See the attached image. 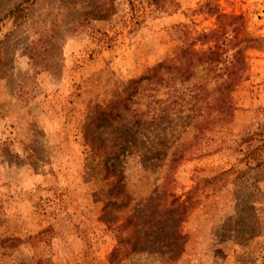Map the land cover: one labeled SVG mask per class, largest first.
Masks as SVG:
<instances>
[{"label": "rangeland", "instance_id": "374dc122", "mask_svg": "<svg viewBox=\"0 0 264 264\" xmlns=\"http://www.w3.org/2000/svg\"><path fill=\"white\" fill-rule=\"evenodd\" d=\"M104 3L0 0V264H108L118 234L139 242L119 264H264V168L241 143L264 128V0H114L98 17ZM211 31L227 58L244 47L230 116L220 72L195 62L94 127L145 69L212 48Z\"/></svg>", "mask_w": 264, "mask_h": 264}, {"label": "trees", "instance_id": "16d2710c", "mask_svg": "<svg viewBox=\"0 0 264 264\" xmlns=\"http://www.w3.org/2000/svg\"><path fill=\"white\" fill-rule=\"evenodd\" d=\"M114 0H104V9L98 10V17H104L111 11V5ZM154 6H161L170 0H148ZM106 6V7H105ZM23 11V8L18 7V12ZM235 31V30H234ZM204 42H214L212 48L207 49L203 52H191L188 48L179 49L176 55L168 60H163L156 63L155 65L145 69V71L135 79L131 80L124 97H117L114 100H111L106 106L102 108H96L93 120L96 121L95 128L101 127L104 124L109 125L111 120H116L120 117L116 110H135V99L140 94L142 90L145 89V85H153L161 81L162 75H166L170 70L173 75L177 78L186 80L190 71L189 68L195 63H204L211 70H216L219 73V76L223 78L220 85L216 88V98H217V107L215 109L225 110L228 114L231 110L229 104L221 106V103L228 98V93L233 90L237 82L241 78V73L244 68V58L242 51L244 47H238L233 50L230 55V58L225 56V49L221 47L224 42L223 33H218L217 31H211L208 33H203L198 36ZM234 39V36H232ZM250 41V40H246ZM252 41V39H251ZM192 56L194 62L192 63L191 59L188 60V57ZM229 102V100L227 101ZM112 116V118H111ZM230 116V113H229ZM258 142L259 144H255ZM241 143L245 144L244 150V159L245 166L247 169H250L252 166L264 168V128L252 134L245 136ZM173 155V154H172ZM177 158L172 156L170 158L169 165L172 166ZM228 172H221L209 179L202 180L203 184L213 186L214 183L221 178H223ZM182 204V203H181ZM131 219L128 217L124 220L120 226L119 230H124L128 226ZM138 241L134 243L130 242L129 238L123 235L118 234L116 237V243L114 247L110 250L107 255L108 264H119L121 257L119 254L126 253L127 250L134 251L137 249Z\"/></svg>", "mask_w": 264, "mask_h": 264}]
</instances>
